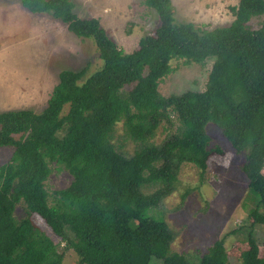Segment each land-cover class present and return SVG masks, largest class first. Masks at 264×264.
Segmentation results:
<instances>
[{
  "label": "trees",
  "instance_id": "16d2710c",
  "mask_svg": "<svg viewBox=\"0 0 264 264\" xmlns=\"http://www.w3.org/2000/svg\"><path fill=\"white\" fill-rule=\"evenodd\" d=\"M0 1H17L33 15L62 23L78 39L91 41L101 62L89 74L88 67L60 71L41 112L0 113V149L12 150L0 166V264H62L67 249L79 264H149L152 257L188 264L170 251L174 235L166 223L143 214L175 191L182 165L205 173L211 153L222 152L208 148L210 124L235 153H245L241 172L258 200L248 226L231 234L246 233L241 264H264L254 234L264 226V20L255 30L249 24L264 16V0H238L230 8L233 21L213 29L178 22L171 0H142L157 24L129 54L97 19L78 18L72 0ZM174 60L213 61L204 91L159 93ZM171 113L178 133L154 145ZM119 123L135 145L130 156L112 144ZM49 164L72 178L53 193V206L45 189ZM17 206L24 213L19 220ZM36 217L56 241L36 226ZM225 241L209 246L199 264H227Z\"/></svg>",
  "mask_w": 264,
  "mask_h": 264
},
{
  "label": "rangeland",
  "instance_id": "374dc122",
  "mask_svg": "<svg viewBox=\"0 0 264 264\" xmlns=\"http://www.w3.org/2000/svg\"><path fill=\"white\" fill-rule=\"evenodd\" d=\"M72 3L78 18L97 19L126 54L135 51L140 39L151 35L157 24L156 16L142 0H72ZM171 3L178 22L213 29L233 21L230 8L238 0H171ZM263 20L264 16L253 18L250 27L257 29ZM212 63V60L202 65L172 61V72L159 83V93L168 97L204 91ZM100 66L91 41L78 39L65 25L46 15L27 12L17 1H0V113L14 110L39 113L45 108L60 71L88 67L89 74ZM169 120L170 123H162L157 129L151 143L159 145L169 135L178 133L179 123L173 113ZM206 130L210 137L208 148H219L222 152L211 153L205 173L193 165H182L175 191L160 206L146 210L143 217L166 223L174 235L170 251L183 255L188 264H199L209 246L224 237L227 264H241L240 253L247 248L243 243L246 233H231L248 226L247 215L257 203L258 195L248 190L241 172L245 153H235L213 125H208ZM112 144L128 156L135 149L121 123L115 127ZM11 152L0 149V166L9 160ZM49 170L45 189L48 203L53 206L56 200L53 193L66 188L72 178L56 164H49ZM260 175L264 179V167ZM153 189L145 191L150 194ZM183 194L187 195L182 201ZM23 216V209L17 206L14 217L19 220ZM34 220L43 233L54 239L39 218ZM254 234L262 257L264 226L255 228ZM62 264H79L78 258L67 249ZM149 264L163 263L152 257Z\"/></svg>",
  "mask_w": 264,
  "mask_h": 264
}]
</instances>
